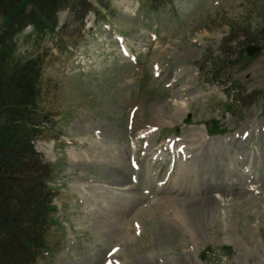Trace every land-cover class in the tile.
Masks as SVG:
<instances>
[{"label":"rangeland","instance_id":"rangeland-1","mask_svg":"<svg viewBox=\"0 0 264 264\" xmlns=\"http://www.w3.org/2000/svg\"><path fill=\"white\" fill-rule=\"evenodd\" d=\"M92 1L99 17L60 13L56 40L18 38L45 56L55 117L37 142L56 210L36 264H264V50L246 52L264 0ZM171 139L192 158L151 157Z\"/></svg>","mask_w":264,"mask_h":264},{"label":"trees","instance_id":"trees-1","mask_svg":"<svg viewBox=\"0 0 264 264\" xmlns=\"http://www.w3.org/2000/svg\"><path fill=\"white\" fill-rule=\"evenodd\" d=\"M143 1L160 10L175 0ZM66 11L76 23L100 14L92 0H0V264H36L47 247L53 171L36 143L54 132L55 117L40 103L45 56L22 52L18 38L31 28L26 39L35 48L44 36L56 40Z\"/></svg>","mask_w":264,"mask_h":264},{"label":"bare ground","instance_id":"bare-ground-1","mask_svg":"<svg viewBox=\"0 0 264 264\" xmlns=\"http://www.w3.org/2000/svg\"><path fill=\"white\" fill-rule=\"evenodd\" d=\"M182 144L181 143H179V142H177L175 139H171V141H169V143L166 145V148L164 149V151L166 152H163V153H165V154H163L162 152H160L159 154H157V155H154V156H151V157H153V158H157V159H159V158H165V157H167V151L166 150H168V151H170L171 153H172V156H175L178 152H180V153H183L184 154V157H186V159L187 158H192V155H191V150H190V148H189V146H187L186 147V149H185V145H183V150H185V151H182ZM162 150V149H161ZM155 161V160H154ZM185 162V161H184ZM186 162H187V166H185L186 168L184 169V172H183V177H185L186 175H188L189 174V172H190V170H192V168H190V163L186 160ZM183 163V162H182ZM184 165V164H183ZM183 167V166H182ZM182 169V170H183ZM190 175V174H189ZM85 190V189H84Z\"/></svg>","mask_w":264,"mask_h":264},{"label":"water","instance_id":"water-1","mask_svg":"<svg viewBox=\"0 0 264 264\" xmlns=\"http://www.w3.org/2000/svg\"><path fill=\"white\" fill-rule=\"evenodd\" d=\"M262 51V47L261 46H254V45H251V46H248L247 47V52L249 53V55H256L258 54L259 52Z\"/></svg>","mask_w":264,"mask_h":264}]
</instances>
